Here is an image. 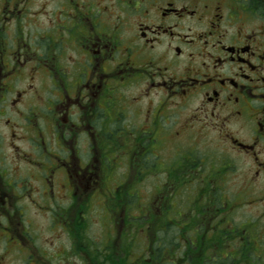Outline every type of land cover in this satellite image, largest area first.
Masks as SVG:
<instances>
[{"label":"flooded vegetation","instance_id":"obj_1","mask_svg":"<svg viewBox=\"0 0 264 264\" xmlns=\"http://www.w3.org/2000/svg\"><path fill=\"white\" fill-rule=\"evenodd\" d=\"M0 264H264V0H0Z\"/></svg>","mask_w":264,"mask_h":264},{"label":"rangeland","instance_id":"obj_2","mask_svg":"<svg viewBox=\"0 0 264 264\" xmlns=\"http://www.w3.org/2000/svg\"><path fill=\"white\" fill-rule=\"evenodd\" d=\"M149 181H151V179H145L143 181V184H144V196H147V194L149 193ZM94 210V209H92ZM259 211V208L258 207H252L250 206V215H255L257 214ZM97 213H99V211H97ZM140 212H137L135 213V211H133V214H139ZM110 214V212H109ZM109 216V215H108ZM90 217L92 218V223L89 224L90 225V235L95 239V240H103L105 239L106 237H104V235L107 233V230H109L111 228L110 224L108 223L109 221V218L107 219L106 223L107 225L105 226V229L103 231H101V228H102V225L100 224V218L99 216L95 213V212H92L90 214ZM93 219H96L93 220ZM138 234V237L137 239H141L143 240V237L141 235V232H137ZM163 235H165V239H167V241H170V242H174L177 240V233L176 232H164Z\"/></svg>","mask_w":264,"mask_h":264}]
</instances>
